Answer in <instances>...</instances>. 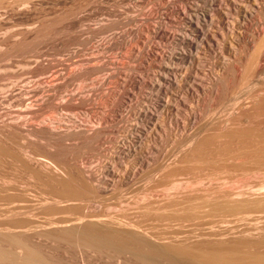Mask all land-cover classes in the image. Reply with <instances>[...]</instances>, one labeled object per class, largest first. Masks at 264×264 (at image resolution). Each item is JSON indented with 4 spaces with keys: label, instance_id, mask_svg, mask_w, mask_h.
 I'll use <instances>...</instances> for the list:
<instances>
[{
    "label": "bare ground",
    "instance_id": "6f19581e",
    "mask_svg": "<svg viewBox=\"0 0 264 264\" xmlns=\"http://www.w3.org/2000/svg\"><path fill=\"white\" fill-rule=\"evenodd\" d=\"M196 1L198 2V0ZM199 1H201V3H203L204 5L206 4L207 6H209L207 7L209 9V12H206L204 14L202 13V17L198 15L196 17L194 15L196 17L195 19L192 18L194 16H189L188 18L185 17V20L187 19L188 22V28L192 32H189L188 34L185 31L186 33L183 32L185 35L178 39L179 41L177 42H179V46L181 45L182 49L180 53H178V55L176 54V57H173L174 53H172L173 55L171 56L175 58L176 63H173L172 66L167 65L156 67L159 71H156V73L158 72V75L155 76L157 78H155L156 82L154 81L155 83H149L150 87L152 86L153 88H155L158 93V105H156L160 107L161 113L167 115L174 113V111L175 113L176 111H179L176 105H178L180 102H183L180 98L171 100L172 98H169L168 96H164L165 98L161 97V94H166V92L168 91L167 90L163 93L166 85H169V87L170 85H175L174 87H176L178 91L184 89L186 97H192L194 93L198 92L199 90H204L205 93H209L207 95H210L211 98L212 96H214L215 98L217 96L221 98V95L219 96V91L221 90L222 92L223 90L222 97L224 96V99H227L225 97L232 89L234 90L233 93L235 94H237L236 90L238 89L239 91L247 89L251 94L250 98L249 95L247 96L251 100L249 101L250 104L247 102V100L246 102L249 105H245L246 98L242 97L244 98V100H242V98L240 97L241 95L239 97H236L240 93L235 96L233 93H231V91L230 93L235 96V99H232L231 102L235 107H238V110L235 108L237 111L233 112L232 114L230 112L229 118L227 117L228 119L224 116L226 120H223L220 117L221 119L216 118L217 120H220L219 122L217 121L216 123V119H214L215 124L213 121V124L208 123V125H212L213 128L211 130L213 132L211 130L206 131L207 128H202L204 127L205 123H207L206 120L205 122H203L204 125L200 126L199 129H197L198 127L195 128V131L198 130L197 133L193 137H191L192 135L189 136V138L191 137V139L184 143V145H181V150L183 146L186 147L185 149L183 148V156L179 152L182 157L180 156L178 158L176 156V153L174 152L177 159L172 163L170 162V159L169 162L167 161L168 164L164 163L165 159H160L162 162L160 163L158 161L159 164L158 162H156L158 164L157 168L156 166H153L156 163H153L152 166L154 167V169L156 168V170H159L156 172V174L161 171V174L164 173L165 176H167L166 173H181V170H185V167L193 163H184L187 160L191 162V159L192 161L193 159H195V161H198H194V164L198 165V169L195 165L197 170H201L203 167L200 165V163L203 164L202 162L204 161V163L206 162L208 165L209 163L207 160L209 159V161L214 164V162L212 161L219 156V159L216 158L219 162H215V165L219 164L217 165V167H215V165L212 166V164H209L210 166H212V169H214L213 167H215V171H211L209 167V169L207 168L206 171L205 167L207 166H205L203 169H205L204 172L206 171V173H208V171L209 173H220L221 171H223L222 173H225L224 169H226L227 167L229 168L227 170H230V161L234 162L233 164L231 163V168L235 165L237 166V160H241V163L238 164V166L246 164V162H253L255 163V166L257 164L259 167L261 163L264 162V83H262L264 82V80L261 81L262 79H264V32L262 30L257 32V30H255L256 33H254L252 37L253 45H250V47H253L250 48L247 44V47H244L243 50L240 49L241 51L239 53V56L236 57L234 61L232 60L233 62L224 60L225 62H223V65L221 66V71H218L219 73L216 74L215 72L214 76H209V73L208 75L204 74L208 80V86L203 84L202 82V84H197L196 82L200 80L198 78V75L201 74V71L198 70L197 67H195V64L197 61L198 64L202 59V53L201 50L199 51V49L201 48L202 52L206 51L207 53L212 54L215 52L214 50L217 49L218 51L219 49L218 53L222 56L223 54L225 55L224 52L227 49L223 43H218V41L216 40L217 35L211 29L214 19V17H211V15L214 11L215 13L216 11H220L219 7L221 6V0ZM243 1L246 3V6L243 4L245 7L242 6V8L244 7V9L241 11H239V9V17L235 18L236 23L240 24V28L242 29L238 36L234 35V38L239 42L243 37L242 34L246 32L250 27L249 18L253 17L254 14L264 15V9H261V6H258V11H254L251 8V5L253 3H255L253 5H256L260 2V4L264 5V0ZM231 3L233 4L234 2L232 1ZM234 5V8L238 7L236 3H234ZM195 6L196 8H199V5L198 7L197 5ZM220 13H222L226 18H229L227 17L229 12L221 10ZM188 14L190 13L188 12ZM137 17H124L119 23L124 26L132 25L138 22ZM258 21V24L261 23L260 17H258ZM261 24L263 26V22ZM259 28L260 25L258 29ZM138 29L137 31L139 32ZM37 31H35L36 33L34 32V35H37L40 32V30L38 31V33ZM88 31L90 33V38H93L98 34L106 33L107 27H101L100 29H90ZM130 31L131 34L133 32H137L133 30ZM227 31L235 34L234 31H230V29H227ZM157 34L155 36H157ZM40 35L41 34H38L37 36L39 37ZM26 36L28 37L29 35H27L26 33ZM112 37L113 38L111 39L116 38L114 36ZM9 38L10 37L8 36V33H0V169L1 171L2 169H5L4 171H7L8 169L6 167L11 165L8 164L6 166L5 164L10 163L16 167V172L19 171V173H22L21 175H23V177H25L24 174L26 175L27 173H30L31 175L27 174L28 176L26 177L31 176V179L29 178L31 182H35L36 180L37 185L36 183L35 185L37 187L32 186V188H36L31 189L30 187V190L28 187V189H26L27 187L25 185L28 184L25 183L24 179L21 180V178H19L21 176L19 175H16L15 178H19L21 181H24L22 182V184L24 183V185L20 183L19 179L16 180L14 176H11V178H14L15 180H11L10 178V180H7L3 179L5 177H0V264H69L64 263L62 260H54L43 254L38 245L39 240L42 239H51L52 241L54 240L60 242L63 241L67 243L68 246L75 248L78 251V255L81 259V264H85V261L87 259H90V257L94 256H100L101 258L103 256V258H107L118 263L123 260L124 262H122L125 264H264V199L253 200L249 202L245 200L230 205V203H233V200L228 203L230 199L226 197L224 198L225 201L229 199L227 203L223 202V200H220L219 202H222L220 205H218L219 202L216 201L217 199L215 200V197L214 199H210L215 193L212 195L210 193V190L205 187L202 188L209 190V193L206 192L207 194H205L207 195L206 197H208L209 194L212 196H209L210 198L208 197V199L204 197L205 195H198L197 193L193 194V192L192 194L191 192H189L190 195L188 193H185L187 194L186 196L183 194L185 197L178 196L179 192L182 193L184 190L183 189L181 191V187L187 189V187L191 184L190 182H188L189 184H187L186 182L185 184H187V187H184L182 185L185 184L178 183L176 181L177 183H172L173 186L172 188H170L174 189L175 191L181 188L180 191L178 190V192H176L177 195H172V193H175L174 191H170L171 195L168 193L170 189H168L167 186H171V183L165 184V186L167 185V189L163 191L162 196L157 195L160 201L158 202V199L156 198L155 200L152 199L154 202H158L155 203L157 205H155L153 201H151V203L150 200L145 204L146 200H148V198L150 199L149 196L147 198V195H145L146 200L141 197V201L144 200L145 202L141 203V205L143 204V206L138 205L141 207H139L140 209L138 208L139 213L137 212L136 208V213L134 207L133 210L132 208H127L126 205L128 204L123 205L126 200L124 201L123 197L125 196L121 195L123 192L122 189H124L125 186L129 185V183L132 182L130 178L131 175L128 174V171L123 172V168L121 170L118 169V171H115L114 169H110L108 167H103L102 169V166L96 169L90 168V166L88 168V166L86 165L87 162H85V159L88 158H85L87 156H85V154L87 153L86 151L94 150L97 151L100 155L102 151V140L109 132L108 126H103V122L109 119H104L105 121L102 122L101 117L99 118L100 121H98V123L96 122V124H94L93 122V124H91V122L83 123L81 122V120H78L79 118L77 119V112L81 110L89 111L90 108L93 107L91 105L93 93L98 88H102L103 84L105 83L102 81V79H100V82L95 83V79L93 80V78L102 74L110 75L111 78H117L119 74L117 72L119 66L112 67L111 65H114V62H93L94 64H92V66L89 65L90 67L76 70L70 74L68 73L69 75H66L65 73L56 75L54 74L50 77L51 80L48 81L44 86H41L43 85L44 80L42 79V81L40 79L39 81H37V83L41 82L40 85L38 84V87L32 88L31 86L30 88V84L27 85L28 83L25 85L21 84L24 81H22L21 83H15L8 80L10 76L8 73V68L10 65L5 64L4 61L7 60V57L9 56L8 48H12ZM254 40H257L259 44L254 45ZM84 42L87 43L88 39H86ZM31 48L26 49V51L30 52ZM34 50H36V48ZM206 52L204 54H207ZM244 52L247 53H245V56H243ZM243 57H246V59H243ZM101 58L103 59V57ZM245 60L247 62H244ZM92 61H96V59L90 60V62ZM177 63H185L187 65L186 71L180 75L178 74L180 68L178 67ZM46 69L48 71V68H43L42 70H36L35 73H37L38 71L44 72ZM126 75L125 76L128 77V74ZM170 76L176 77L174 79H176L178 82L174 81L173 79L171 80ZM256 76L258 77V79H256ZM106 77L108 78V76H105V78ZM177 77L180 81L177 79ZM253 77L257 81L254 80L256 81V83L254 85H251L254 83L252 81ZM89 80L91 81L89 83L91 87L86 86L88 85L86 84V88L84 87L85 89H80L79 87H77L78 85H76V82L78 81L86 82ZM29 83H31V81ZM123 85L125 84H122V87ZM176 88L175 90H177ZM122 90L124 89L122 88ZM16 91H18L17 94H19V96L22 94H29L30 96L28 95V97L24 98L23 100H20L22 97H20V99H18V97L16 99L20 101H16L17 104H15L16 102L11 104L8 103V105L11 106L3 107L4 102H8L10 98H14L13 96H15ZM41 92L46 93L45 96H42L44 98H34L39 93L41 94ZM152 92L153 91H151V93ZM205 93L203 94L202 92L203 96L206 95ZM197 94L199 95V92ZM155 97L156 96H152V98ZM56 99H60L61 102L55 103L54 101ZM224 99L222 98L221 100ZM40 101H42L43 104H38V102ZM105 102L107 101L105 100ZM96 104L98 105V103ZM36 105L38 108L34 109L33 107ZM90 105L92 107L87 108ZM121 105V103L118 104V106L120 107ZM140 108L142 109V107ZM231 108L233 109V106ZM49 110L50 112H62V116L65 115L63 111L67 113L69 112V114L72 113L73 116H71V120L67 119L68 121H71L72 124L64 125L63 123H67V121L65 120L66 122H63V118H61L59 115L58 116L60 118L55 116L56 118L42 120L44 114H48L46 113V111ZM95 111L96 110H94L93 112ZM151 111L152 112H150V110H146L140 113L137 112L139 115L138 118H148L152 121H158L159 119H161V116H159V114H153L157 111L153 112L152 108ZM210 112L209 114H211ZM56 114L58 113H55V115ZM68 116L67 118H70ZM213 116L211 119H213ZM166 118H168V116ZM148 119L147 121H149ZM140 122H142V120ZM157 124L158 123H156L155 126ZM144 129H147V127ZM208 131L210 133H206ZM135 139L136 141L133 140L134 144L127 147V152H129L130 155L135 156L138 161L143 162L144 159L142 160V156L144 155L143 152L145 149L143 145L139 146L142 142V139L138 135L135 136ZM214 144H216V147H214ZM212 146L214 147V149L212 148L213 154L215 152V155L217 154L218 156H216L213 160L212 158L210 160V157H212V151L210 152ZM123 149L124 148L119 149V155L125 154ZM208 149L210 157L207 155L206 160H204L205 156L203 158V154H205V151ZM89 154L91 153H88V156ZM179 154L177 155L179 156ZM91 156L94 155L91 154ZM39 157L44 160L39 159ZM183 163L186 165L182 168ZM199 165L201 166V168L199 167ZM218 166L220 167L219 169H222L221 171L216 170ZM189 168H192V166ZM189 168H187L185 171L189 172ZM12 169H10L11 171H9L13 172ZM154 169H150L152 170V173H155L153 171ZM193 170L195 171V169L191 170L192 173ZM16 172L13 174L15 175ZM4 173L5 172H3V174ZM9 176L10 174L8 175V177ZM162 177L165 178L164 176ZM156 179L159 180L158 178ZM31 182L29 183V185L31 184ZM162 182H164V180ZM38 183L39 185L41 184L40 186L42 188L38 190L39 192H35V189L37 190L39 188ZM163 186L161 187V189H163ZM42 189L43 191H41ZM157 190H159V192L161 191L162 193V190ZM157 190L155 192L159 193ZM115 191L119 193L117 194V196L119 195V197L117 198L119 200L118 205H109L103 209L101 205L102 202L99 203L98 201H102V197H105L109 193H112L114 195L115 193L113 192ZM198 191L199 190L194 192ZM205 191L206 190H204L203 192ZM211 192L214 191L212 190ZM227 194L226 196L230 197L232 195L231 193V195ZM155 196L152 195L153 198ZM217 196L219 197V195ZM160 197L162 198L160 199ZM202 197H204L206 200ZM136 199L137 198H135V200ZM212 200H214V202ZM135 204L134 206H136ZM248 206L250 208L252 207L253 209H259V211L257 210L259 212L258 215L251 218L244 216V218L241 217L242 219L239 217L240 221L249 220L246 221L243 225H230L229 222L231 221L227 222L226 214L228 215L230 210L234 211L232 209L237 210L240 208L243 209L244 207H246L244 209H247ZM130 209H132L135 214L132 212L130 213ZM216 212L217 214H219L218 212H221V214L218 215L220 219L226 216L225 221L228 224L226 223L227 225H225L223 228H216L217 225L219 226L220 222V220H218L219 218H217V215L216 218L219 222L216 221V218H213L215 217V215L213 214H215ZM223 213L225 215L221 217ZM40 214L45 216H40ZM136 214L140 216L137 217L138 215ZM209 217L211 220L207 219ZM211 217L214 219V221ZM223 221L224 220H222V224L225 223ZM172 228H175L174 230L177 229V231H170L172 230ZM184 228L185 230H183ZM193 232L195 233V235L197 234L196 237L199 236L202 239L201 242H199L200 238H198L199 241H191ZM70 264L76 263L72 262Z\"/></svg>",
    "mask_w": 264,
    "mask_h": 264
},
{
    "label": "rangeland",
    "instance_id": "374dc122",
    "mask_svg": "<svg viewBox=\"0 0 264 264\" xmlns=\"http://www.w3.org/2000/svg\"><path fill=\"white\" fill-rule=\"evenodd\" d=\"M232 1L234 3H236V5L238 7L234 8L235 5H234V3L233 4L231 3ZM232 1L231 0H221V6L219 7L220 11L222 10V11L229 12L228 16H227L229 18H226L225 16H223V14L220 13V11L219 12L216 11V13L214 11L211 15V17H214L213 26L211 29L216 33V35H217L216 40L218 41V43H223L226 46L227 49L224 52L226 56L224 54H223V56L220 55L218 53L219 49H218V51H217V49L214 50L215 52L212 54V53H207L206 51L202 52V49L200 48L199 51L201 50L202 59L198 64H197L198 61L195 64L196 65L195 67H197V69L201 71V74H199L200 76L198 75V78L200 80L198 79L199 81L196 82L197 84L203 83V84L208 86V80H207L205 75H208V73H209V76H214L215 72H216V74L219 73L218 71H221L220 69H221V66L223 65V62H225L224 60H226L228 62H230V61L233 62L234 59L239 56V53L241 51L240 49L243 50L244 47H247V44L249 45V47H250V45H253L252 37H253L254 33H256L255 30H257V32L262 30L264 32V15H261V14L255 15L254 14L253 17L249 18V22H250L249 29L242 34L243 35V37H242L243 41H242V38H241L240 42L237 41L234 38V35L238 36L240 34V32L242 31V29L240 28V24L236 23L235 18L239 17V11L244 9V7L246 6V3L243 0H242L243 2L241 0H236V2H235V0H232ZM253 4H255V3H253ZM253 4L251 5V8L254 11H258V9H259L258 6H261L260 8L264 9V7H262L264 5L260 4V2H259V4H256V5H253ZM263 4H264V1H263ZM195 5H197V7L199 5V8H196ZM242 6H244V7L242 8ZM207 7H209V6H207L206 4L204 5L199 0H198V2L196 0H2V1H0V33L1 32L8 33V36L10 37L9 41L11 42L10 45L12 46L11 49L8 48L9 56L7 57V60L4 61L5 64L10 65L8 68V73L10 75L8 78L9 81H13L15 83H21L22 81H24L21 83L22 85H25L28 83L27 85L30 84L29 85L30 88H31V86H32V88H35L41 84V82L37 83V81H39L40 79L44 80V81L42 80L44 83H43V85H41V86H44L48 81L51 80L50 77L54 74L56 75V74L65 73L66 75H69L70 73H72L76 70H81L85 67L87 68V67L92 66V64H94L93 62H95V63L96 62H100V63H105V62L106 63L107 62L113 63L114 62L115 64L111 65L112 67H114V66L118 67L119 66L118 71H117L119 74H118L117 78L116 77L111 78L110 75H106V74L105 75L102 74V75H99V76H96L95 78H93V80L95 79V83L100 82V79H102V81L105 83L103 84L102 88H98L93 93V96L91 99V105L93 107L91 105L89 107H87V108L92 107L93 109L90 108L89 111H87V110L78 111L77 112V119L79 118L78 120H81V122H83V123H90L91 122V124H93V123L96 124V122L98 123V121H100L99 118H101V117H102V122L105 121L106 119H109V120H106L107 122L106 121L103 122V126H108L109 132L106 134L105 138L102 140V151H101L100 155L97 151L90 150L91 151L90 152L88 150V151H86L87 153L85 154V156L87 155L85 158H87V157L88 158L85 159L86 161L85 160L84 161L87 162L86 165L88 166V168L90 166V168L96 169V168H100L102 166V169H103V167H108L110 169H114L115 171L116 170L118 171V169L121 170L123 168L122 169L123 172L128 171V174L131 175L130 178H131L132 182H130L129 185L125 186L124 189H122L123 192L121 190V192H122L121 195L125 196V197H123V199H124V201L126 200L125 201L126 203L124 202L123 205L128 204V205H126L128 209L132 208L134 210V208H135V212H136V208H137V212H138V208L143 206V204L141 205V203L145 202L144 200H146V197L148 198V196H149L150 199L148 198V200H146L145 204L149 200H150V202L153 201L152 199L155 200V198L158 199L157 201L159 202L160 200L157 197V195L162 196L163 191L165 189H167L166 188L167 185L165 186V184H169V183L174 184L177 182L182 183V184H185L186 182H187V184H189L188 182H190V184L192 185V186L190 185L191 188H190V186L187 187L186 186L187 184L182 185L184 187H187V189H185L183 187H181L182 189L180 188L181 191L184 189L182 193L179 192V194L181 193L182 195L178 194V196H182V197L184 195L185 196L187 195L185 193L189 194V192H191V194L193 192V194L197 193L198 195L202 194L204 196L205 194L209 193V190H210V193L212 195L215 193L213 195V197L210 194L208 195V197L209 196L212 197V198L209 197L210 199H214V197H215V200L217 199L216 200L217 202H219L220 200H223V202H225V203H227V201L229 199L230 200L228 201V203L231 200H233L232 201L233 203H230V205L237 203V202H240V201H245V200L249 202V201H253V200L264 199V162L261 163V165L259 164L260 165L259 167L257 164L255 166V163H253V162L252 163L246 162V164L238 166V164L241 163V160H237L236 161L237 166L235 165L234 167L231 168V166L234 162L230 161L232 163V164L230 163L231 165L229 164L230 170H227V169H229L227 167L226 169H224L225 173H222L223 171H221L222 169H219L220 168L219 166L216 170L217 171L220 170L221 171L220 173H211V172L209 173V171H208V173H206L208 167L211 169V171L212 170L215 171V167H217V165H219V164L215 165V162L216 163L219 162V161H217L219 159V156L217 154L215 155V152L213 154V151H212L214 149V147H216V144H214L215 146L213 145L214 147L212 146L210 149V152L212 151V154H211L212 157H210V155H209L210 153H208L209 149L205 151L206 152L205 154H203V158L205 156L204 160H206L207 155L210 157V160H211V158L213 160L216 156H218V157H216L218 159L215 158L216 160L214 159L212 161V162H214V164L211 163V161H209V159L207 160L209 164H212V166L215 165V167H213L214 169H212V166H210L209 164H208L209 165L208 166L207 163L205 162L206 163L205 164L203 161L202 162L203 164L200 163V165L203 168L205 166H207V167H205L206 171L204 172L205 169L202 168L203 170L199 169L201 171L200 172L199 170H197L198 165L194 164L195 162H198V161L197 160L195 161V159H193V161H192V159H191V162L189 160H187L189 162L186 161L184 163L189 164V163L193 162L191 165L190 164L188 165L189 167L192 166V168H189L188 166L185 167L186 164H184V163L182 164L183 166L181 165L182 168L185 167V170L187 168H189L188 169V170H190L189 172L185 171V170H181L182 171V172L180 171L181 173H175V174L166 173L167 176L169 174L168 177L165 176L164 173L161 174V171L156 174V172L159 171L158 169L156 170V168H157L159 162L160 163L162 162L161 160L165 159L164 163L168 164L169 159H170V162L172 163L173 161H175L177 159V157L179 158L181 155L183 156V151H184L183 148L185 149L186 147L183 146L182 150H181V145H184V143H186L189 139H191V137H193L197 133L198 130L195 131L196 130L195 128L198 127L197 129H199L200 126H203L204 125L203 122H205V120L207 121V123H205L204 127H202V128H205V129L207 128L206 131L211 130L213 127L210 124H213V122L215 121L214 119H216V118L221 119L222 118L223 120H226L227 117L229 118L230 112L232 114L233 112L237 111L238 107H235L233 105V103L231 102L232 99H235V96L237 94L240 93L236 97H239L241 95L240 96L241 98L242 97L246 98V100H245L246 104L245 105L250 104L249 101L251 99H249V98H250L251 94L248 92L247 89L246 90L240 89L241 91H239V89L236 90L235 89L236 87H235L234 89L236 90L237 94L233 93L234 90L232 89L229 91V94L225 97L227 99H224V96L222 97L223 90H222V92H221V90L219 91V96L221 95V98H219L218 96L215 98L212 95H211L212 96V98H211L210 95H207L209 93H205L204 90L203 91L199 90L198 91L199 95L197 94L198 92H196V93H194V95L192 97L187 96L188 97L187 98L185 95L184 89H181L178 91V89L176 87H174L175 85H170V87H169V85H166L163 93L166 92L167 90L169 92L167 91L168 93L166 92V94L165 93L161 94L162 95L161 97L165 98L168 96L169 98H172L171 100H173L175 98L176 99L180 98L183 102H180L178 105H176V107L179 111H176V113L174 111V113L170 114L171 117H170V115L161 113L160 107L157 106L158 105V102H157L158 93H157L156 89L153 88L152 86L150 87V84H149L152 82L153 83L156 82L157 78L155 76H157L158 72H159L158 68H156V67L167 66V65L172 66L173 63H176V60L173 57H176V54L178 55V53H180V51L182 49L181 45L179 46V42H177V41H179L178 39H180L183 35H185L183 32L186 31L188 34H189V32H192L188 28V24H187L188 22H187V19L185 20V17L188 18L189 16L191 17L194 15L196 17H197V15L202 17V15L204 13L209 12V9ZM195 10H196V12H195ZM188 12L190 14H188ZM263 14H264V10H263ZM130 16L131 17H137L138 16L137 17L138 22L135 24H132V25H128V26H124V25L119 23L122 21V19L124 17H130ZM195 16L192 18L195 19L196 18ZM257 16L260 17L261 23L263 22V26L261 23L258 24L259 21H258ZM116 24H118V25H116ZM257 25H258V27L260 25V28H259L260 30L258 29ZM101 27H107L106 33L98 34V35L94 36L93 38H90V33L88 30L100 29ZM137 29L139 30V32L137 31ZM147 29H148V31H147ZM227 29H230V31H234L235 34H233L232 32H228ZM37 30L38 31L40 30V32L38 33ZM130 30L137 31V32L136 33L133 32L135 34L134 35L133 33L131 34ZM35 31H37V33L41 34V35L39 37L37 36L38 34L34 35L36 33ZM30 32L33 34H31ZM26 33H27V35H29L28 37L26 36ZM156 34H157V36H155ZM192 34H194V33H192ZM25 36H26V39H25ZM112 36L116 37L117 39L116 38L111 39V38H113ZM86 39H88L87 43L84 42ZM257 40H254V45L259 44L260 41L258 40L259 41L258 42ZM176 42H177V46H176ZM115 43H117V44H115ZM35 44H36V46H35ZM113 44H115V45H113ZM119 44H121V45H119ZM240 45H242L243 47ZM244 45H246V46H244ZM31 47H33V48H31ZM251 47H253V46H251ZM28 48H31L30 52L26 51V49H28ZM35 48H36V50H34ZM228 49H230V50H228ZM236 51L238 54L236 53ZM205 52L207 54H204ZM246 52H244L243 56H245ZM172 53H174V55ZM172 55H173V57H171ZM235 55H237V56H235ZM101 57H103V59ZM223 57H224V59H223ZM92 59H96V61L90 62V60H92ZM243 59H246V57H243ZM167 62H169V63H167ZM244 62H247V61L245 60ZM177 64H178V67L180 68V71L178 72V74L180 75L186 71L187 65L185 63H177ZM155 65H157V66H155ZM43 68H48V71L46 69L44 72L38 71L37 73H35L36 70H42ZM127 70H129V71H127ZM156 71H158V72L156 73ZM126 74H128V77H126L127 76ZM105 76H108V78L107 77L105 78ZM170 78H171V80L173 79L174 81H177L176 79H174L176 77L170 76ZM205 78H206V80H205ZM177 79H178V77H177ZM256 79H258L257 76H256ZM256 79H254V77L252 78V81L254 83L251 82V83H253L251 85H254L256 83V81H257ZM254 80H256V81H254ZM263 80L264 79H262L261 81H263ZM30 81H31V83H29ZM90 82H91L90 80L86 81V82L85 81H78V82H76V85H78L77 87H79L80 89H85L86 84H88L86 86L91 87V85H89ZM262 83H264V82H262ZM122 84H125V85H123V87H122ZM145 84H148V85H145ZM122 88L124 90H122ZM175 88L177 90H175ZM151 91H153V92L151 93ZM154 91H155V93H154ZM202 92H203V94L205 93L206 95L203 96ZM220 92H221V94H220ZM230 92L233 93L235 96L233 94H231ZM246 92H248V93H246ZM15 93H16L15 96H13L14 98L13 99L10 98L12 100L9 99L8 102L6 101V102H4L5 104L3 103V107L11 106V105H8V103L11 104V103H14L16 101L19 102L20 100L27 98L29 95V94H22L19 96V94H17L18 91H16ZM86 93H89V92H86ZM153 93L154 94L157 93V94L154 95ZM39 94L37 95L38 97L36 96L34 98L42 99V98H44L42 96H45L46 93L41 92V94L40 95ZM229 95L231 97L232 96L233 97L231 98ZM247 95H249V98ZM124 96H126V97H124ZM152 96L153 97L156 96V97L152 98ZM20 97H22V98L20 99ZM16 98H18L20 100H18ZM119 98H121V99H119ZM222 98L224 100H221ZM228 98H229V100H228ZM244 98H242V100H244ZM147 99H148V101H147ZM215 99H216V101H215ZM105 100L107 102H105ZM222 101H224V102H222ZM54 102L60 103L61 100L56 99ZM111 102H113V103H111ZM96 103H98V105ZM119 103L122 104L121 107L118 106ZM152 103H154V104H152ZM223 103H225V104H223ZM15 104H17V102ZM38 104H43V102L40 101V102H38ZM212 104L215 105L216 107L213 106ZM111 106H112V108H111ZM232 106H233V109L231 108ZM140 107H142V109ZM178 107L181 109H179ZM33 108L37 109L38 107L36 105ZM151 108H152L153 112L154 111L158 112V113L154 112L153 114H155V115L159 114V116H161L160 117L161 119H159L158 121H152V120H149L148 118H146V119L143 117L138 118V116H139L138 113L146 111V110H150V112H152ZM219 108H220V110H219ZM157 109H159V110H157ZM94 110H96V111L93 112ZM112 110H114V111H112ZM217 110H218V112H217ZM49 112H50V110L46 111V113H48V114H44V116L42 117V120L61 117V118H63V122L67 121V123H68V124L63 123L64 125H69V124L71 125L72 124L71 121L67 120V119L71 120V116H73L72 113L69 114V112L67 113V112L63 111V113H65V115H64L65 117H64L61 115L62 112H59V111L58 112L51 111L50 113ZM209 112L211 114H213L214 116L209 114ZM55 113H58V114L55 115ZM177 113H178V115H177ZM172 115H174V116H172ZM67 116L70 118H67ZM167 116H168V118H166ZM212 116H213V119H211ZM224 116L226 118H224ZM90 117H92V118H90ZM147 119L149 121H147ZM217 119L215 121L216 123H217V121L218 122L220 121ZM95 120H97V121H95ZM141 120H142V122H140ZM137 121H139V122H137ZM215 122H214V124H215ZM156 123H158V124L155 126ZM208 123H210L209 124L210 126L208 125ZM146 125H148V126H146ZM207 125H208V127H207ZM146 127H147V129H144ZM137 130H139V131H137ZM206 133H210V132L208 131ZM137 135L142 139V142H143V143L141 142L139 146L143 145L144 149H145L143 152L144 157L142 156V160L144 159L143 162L145 161L144 163L141 161H138L135 156H132L129 154V152H127V147L129 145L134 144L133 140L136 141L135 136H137ZM189 136H191V137L189 138ZM181 141L183 144L181 143ZM144 143H146V144H144ZM125 146H126V149H125ZM118 148L119 149L124 148L123 151L125 154L119 155L118 154V151H119ZM93 151H94V154H93ZM174 152L176 153L177 157L175 156ZM179 152L181 153V155L179 154ZM88 153H91L94 156H91V154H89V156H88ZM177 154H179V156ZM96 155H98V156H96ZM213 155H215V156H213ZM172 158H173V160H172ZM39 159H42V158L39 157ZM42 160H44V159H42ZM148 161H150V162H148ZM156 162H158V164ZM148 163H151V164H148ZM153 163H156V164L153 165ZM8 164L11 166L6 167L8 169L7 171H4L5 169H2V171L5 172L4 174L0 169V171L2 172V173L0 172V177L1 178L5 177L3 179H7V180H10V179L13 180L16 175L17 176L19 175V176H21L19 178H21V180L24 179L25 183L29 185V183L31 182V180H30L31 176H29V177H26V176H28L30 173H27L28 175L24 174V176L26 177L25 178V177H23V175H21L22 174L21 172L20 173H19V171L16 172V170H15L16 167L13 166L12 164L7 163L5 165L7 166ZM152 165L154 167L156 166V168L154 169V167ZM195 165L197 166V169H196ZM200 165H199V167L201 168ZM151 168L154 169L153 171L155 173H152V170H150ZM10 169H12L13 172H10L11 171ZM192 169H195V171L193 170V173L191 172ZM14 170L16 172L15 175L13 174V173H15ZM225 170H227V171H225ZM183 171L186 173H184ZM198 171H199V173H198ZM194 172H196V173H194ZM8 173L10 174L9 177H8V175H9ZM132 173H134V174H132ZM120 174H123V173H120ZM150 175H151V177H150ZM159 175H162L165 178H163L162 176H159ZM6 176H7V178H6ZM11 176H14V178L12 179ZM132 176H133V178H132ZM152 177H153V179H152ZM166 177H167V180H166ZM19 178H17V179H19ZM156 178H158L159 180H157ZM21 180H20V183L22 184V182H24V181H21ZM32 180H33V177H32ZM160 180H161V182H160ZM163 180H164V182H162ZM159 182H160V184H159ZM196 182H198V183H196ZM35 183H36V180H35V182H31V184H33V185H31V184L29 186L25 185L27 187L26 189H28V187H29V189H30V187H31V189L36 188L37 183H36V185H35ZM173 184L171 186L170 185L167 186L168 189H170L168 191V193L171 195L170 191H172V192L174 191L175 193H172V195L173 194L177 195L176 192H178V190L180 191V189H178L177 191H175L174 189H171ZM22 185H24V183ZM38 185H39V183H38ZM40 185L38 186L39 188L37 190L35 189V192L42 188ZM193 185H194V187H193ZM32 186H36V187L32 188ZM162 186H163V189H161ZM202 187L203 188L205 187L209 190L203 189ZM155 188H156V190L157 189L162 190V193H161V191L159 192V190H157L159 193L155 192L156 191ZM153 190H155V191H153ZM193 190L194 191L199 190L198 191L199 193L194 192ZM202 190L203 191L206 190V191L203 192ZM212 190L214 192H211ZM41 191H43V189ZM41 191H40V193H41ZM225 191H227V192H225ZM113 193H115L116 195L109 193L108 195H106L107 197L105 196L106 199H105V197H102L103 200L98 201L99 203L102 202L101 205H102L103 209L109 205H111V206L112 205L113 206L118 205L119 200L117 198L119 197V195L117 196V194H119V193L117 191H115ZM159 194H161V195H159ZM223 194L225 197L223 196ZM226 194L231 195V197L226 196ZM145 195H147V196L145 197ZM152 195L153 196L156 195V196L153 198ZM217 195H219V197ZM206 196L207 195H205L204 197L206 199H208V197H206ZM141 197H143V199H144L143 201H141V199H142ZM204 197H202V198H204ZM216 197H218V198H216ZM226 197L229 198L227 201H225V199H224ZM135 198H137L136 200H138V199H140V200L136 201ZM161 198L162 197H160V199ZM221 198H223V199H221ZM200 199H201V196H200ZM133 201L134 202L136 201L135 202L136 204ZM139 201H141V202H139ZM157 201L156 202L153 201L154 204L158 203ZM212 201L214 202V200H212ZM221 202H219V204L218 203L217 204L220 205ZM134 204L136 206H134ZM186 204H188V203H186ZM186 204H185V206H186ZM103 205H104V207H103ZM138 205H141V206H138ZM155 205H157V204H155ZM244 208H246V207H244ZM244 208L243 209L240 208L237 210L232 209L234 211L230 210V212L227 210L229 212L228 215L226 214L227 217L225 216L227 222L231 221V222H229L230 225H233V224L234 225H243L246 221H249V220L240 221L239 219L241 217L244 218V216H245V217L251 218V217H255L259 213L258 212L259 209H255V208L253 209L252 207L250 208L249 206L247 209H244ZM132 209H130L131 211L129 210L130 213L132 212L135 214V212H133ZM205 210H206V208H205ZM227 211H226V213H227ZM154 212H155V210H154ZM154 212H153V214H154ZM218 213L221 214V212H218ZM224 213H223V215H221V217L225 215ZM219 214H217V212H216L215 214H213V215H215V217H213V215H212V217L216 218V215L218 216ZM136 215H138V214H136ZM40 216H45V215L40 214ZM139 216L140 215H138L137 217H139ZM225 217H222V219H220V217L218 216L217 218H219L218 220H220V222L216 218V221L219 222V226L217 225V227H216L217 229L223 228L225 225L228 224L225 221ZM213 218H212V220L214 221ZM237 218H238V220H237ZM207 219H210V217ZM222 220H224L223 222H225V223L222 224ZM220 223H221V225H220ZM215 226H216V224H215ZM174 229L172 228V230H170V231H173ZM183 230H185V228ZM174 231H177V229ZM194 232H197V231H194ZM194 232L192 233V239L193 238L194 239L193 240L191 239V241H193V242L199 241L198 238H200V237L199 236L196 237L197 234L195 235ZM201 240L202 239L200 238L199 242H201ZM36 244H37V242H36ZM38 245H39L41 251L43 252V254H45L46 256H48L54 260H58V261L62 260L64 263H69V264L72 262H75L76 264H81V259L78 255V251L75 248L68 246L67 243H65L63 241L60 242V241H54V240L52 241L51 239L50 240L49 239L48 240L42 239V240H39ZM122 261L118 263L116 261H112V260H109L107 258H103V256H102V258L100 256L99 257L94 256V257H90V259H87L85 261V264H125V263H123L124 261L123 262Z\"/></svg>",
    "mask_w": 264,
    "mask_h": 264
}]
</instances>
